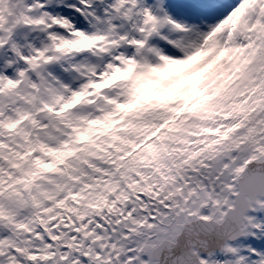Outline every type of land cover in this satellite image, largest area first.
<instances>
[{
  "label": "snow or ice",
  "instance_id": "1",
  "mask_svg": "<svg viewBox=\"0 0 264 264\" xmlns=\"http://www.w3.org/2000/svg\"><path fill=\"white\" fill-rule=\"evenodd\" d=\"M0 264H264V0H0Z\"/></svg>",
  "mask_w": 264,
  "mask_h": 264
}]
</instances>
